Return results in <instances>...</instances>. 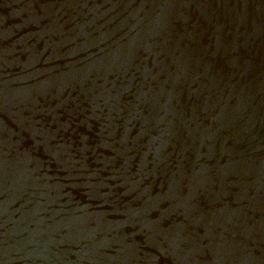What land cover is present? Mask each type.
<instances>
[{"label": "water", "instance_id": "water-1", "mask_svg": "<svg viewBox=\"0 0 264 264\" xmlns=\"http://www.w3.org/2000/svg\"><path fill=\"white\" fill-rule=\"evenodd\" d=\"M0 264H264V0H0Z\"/></svg>", "mask_w": 264, "mask_h": 264}]
</instances>
